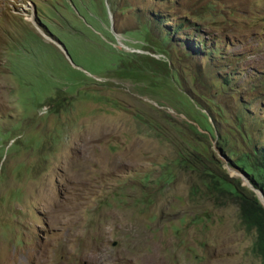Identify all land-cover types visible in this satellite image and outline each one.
Instances as JSON below:
<instances>
[{"label": "rangeland", "instance_id": "374dc122", "mask_svg": "<svg viewBox=\"0 0 264 264\" xmlns=\"http://www.w3.org/2000/svg\"><path fill=\"white\" fill-rule=\"evenodd\" d=\"M253 182L264 0H0V264H263Z\"/></svg>", "mask_w": 264, "mask_h": 264}, {"label": "trees", "instance_id": "16d2710c", "mask_svg": "<svg viewBox=\"0 0 264 264\" xmlns=\"http://www.w3.org/2000/svg\"><path fill=\"white\" fill-rule=\"evenodd\" d=\"M165 26H167L165 24ZM174 31H177L174 30ZM216 50L212 53L214 54ZM254 187L258 191H262L264 195V184L262 182L254 183ZM241 217L243 221L256 230V241L254 244L255 251L261 256L264 264V207L254 192H250L248 198H243L240 202Z\"/></svg>", "mask_w": 264, "mask_h": 264}, {"label": "water", "instance_id": "95a60500", "mask_svg": "<svg viewBox=\"0 0 264 264\" xmlns=\"http://www.w3.org/2000/svg\"><path fill=\"white\" fill-rule=\"evenodd\" d=\"M56 42H57L58 46H60L62 48V50L65 53V55L70 59V56H69L65 46L63 44H61V42H59L58 40H56ZM258 193H259V196H260L259 197V201L261 202V204L264 207V195H263L262 191H258Z\"/></svg>", "mask_w": 264, "mask_h": 264}, {"label": "bare ground", "instance_id": "6f19581e", "mask_svg": "<svg viewBox=\"0 0 264 264\" xmlns=\"http://www.w3.org/2000/svg\"><path fill=\"white\" fill-rule=\"evenodd\" d=\"M119 36V35H118Z\"/></svg>", "mask_w": 264, "mask_h": 264}]
</instances>
